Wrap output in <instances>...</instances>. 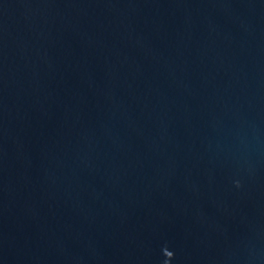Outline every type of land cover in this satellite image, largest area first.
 Wrapping results in <instances>:
<instances>
[{
    "label": "water",
    "instance_id": "obj_1",
    "mask_svg": "<svg viewBox=\"0 0 264 264\" xmlns=\"http://www.w3.org/2000/svg\"><path fill=\"white\" fill-rule=\"evenodd\" d=\"M0 264H264V0H0Z\"/></svg>",
    "mask_w": 264,
    "mask_h": 264
},
{
    "label": "clouds",
    "instance_id": "obj_2",
    "mask_svg": "<svg viewBox=\"0 0 264 264\" xmlns=\"http://www.w3.org/2000/svg\"><path fill=\"white\" fill-rule=\"evenodd\" d=\"M169 255L172 256V253L170 252Z\"/></svg>",
    "mask_w": 264,
    "mask_h": 264
}]
</instances>
